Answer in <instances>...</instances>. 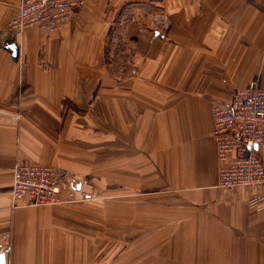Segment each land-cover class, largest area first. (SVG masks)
Instances as JSON below:
<instances>
[{"label":"crops","instance_id":"1","mask_svg":"<svg viewBox=\"0 0 264 264\" xmlns=\"http://www.w3.org/2000/svg\"><path fill=\"white\" fill-rule=\"evenodd\" d=\"M126 5L136 21L121 16ZM19 6L0 0L9 264H102L98 200L13 207L20 163L75 175L111 167L106 264H264V207L249 208L252 190L218 186L212 116L257 75L264 87V0H85L63 28L13 37Z\"/></svg>","mask_w":264,"mask_h":264},{"label":"built area","instance_id":"2","mask_svg":"<svg viewBox=\"0 0 264 264\" xmlns=\"http://www.w3.org/2000/svg\"><path fill=\"white\" fill-rule=\"evenodd\" d=\"M84 3L85 0H20L17 13L8 23V30L13 37L32 27L43 32L59 30ZM121 16L136 21L130 5L123 7ZM168 22L166 13L155 14L153 27L159 31ZM212 116L217 157L223 162L218 186L229 191L252 190L247 199L249 208L262 209L264 158L259 151L264 145V87L260 76L236 90L229 103L214 104ZM89 184L88 179L78 178L58 165L20 163L13 171L11 204L13 207L49 206L87 200L92 198ZM11 250L10 243L0 241V264H9Z\"/></svg>","mask_w":264,"mask_h":264},{"label":"rangeland","instance_id":"3","mask_svg":"<svg viewBox=\"0 0 264 264\" xmlns=\"http://www.w3.org/2000/svg\"><path fill=\"white\" fill-rule=\"evenodd\" d=\"M108 159H111V152L109 153ZM93 171L94 173H87L83 175L73 174L78 178L88 179L90 181L88 190L91 194H93V198L97 199L99 202L101 209L100 259L102 264H106L108 258L106 254L107 245L111 243V234H113L112 232L107 231V225L109 223L108 213H111V201H113V191L111 190V167L104 169L95 168ZM103 225L105 226V229L103 228Z\"/></svg>","mask_w":264,"mask_h":264},{"label":"water","instance_id":"4","mask_svg":"<svg viewBox=\"0 0 264 264\" xmlns=\"http://www.w3.org/2000/svg\"><path fill=\"white\" fill-rule=\"evenodd\" d=\"M8 49H9L12 57H14V58H17L18 57V55H19V46L17 45V43L15 41H12V42H10L8 44ZM77 187L79 188L80 185H78Z\"/></svg>","mask_w":264,"mask_h":264}]
</instances>
